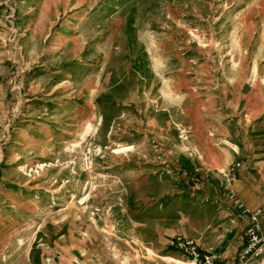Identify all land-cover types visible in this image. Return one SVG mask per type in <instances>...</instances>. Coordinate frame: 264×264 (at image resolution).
I'll use <instances>...</instances> for the list:
<instances>
[{"label": "rangeland", "instance_id": "obj_1", "mask_svg": "<svg viewBox=\"0 0 264 264\" xmlns=\"http://www.w3.org/2000/svg\"><path fill=\"white\" fill-rule=\"evenodd\" d=\"M263 108L264 0H0V264L234 248L218 164Z\"/></svg>", "mask_w": 264, "mask_h": 264}, {"label": "crops", "instance_id": "obj_2", "mask_svg": "<svg viewBox=\"0 0 264 264\" xmlns=\"http://www.w3.org/2000/svg\"><path fill=\"white\" fill-rule=\"evenodd\" d=\"M241 120L243 122H240L241 129L237 136H232L230 133L226 135V140H233V146L231 147L232 154L229 155L228 148L224 149V152H222L224 157L218 165L223 168L222 173L226 174L225 171L232 164L236 162L241 164L236 171L235 179L231 185L241 200L246 205L250 203L247 206L252 211H255L264 208V108L259 114H255L254 116L247 114ZM212 165L216 167L217 164ZM234 184H237V186L235 187ZM253 202H257L258 204H252ZM230 205L233 206L231 203ZM237 211L223 212V215L226 214L225 219L228 220V225L232 227L231 229L235 227L245 236L242 243L236 244L234 248L229 247L220 249V251L216 248L222 264H239V254L245 245L244 241L246 242L248 218L239 210ZM261 219L264 232V215ZM211 248L213 249V247ZM216 251L212 250L209 252L216 253ZM259 258H262V255ZM258 259H255L252 264L258 262Z\"/></svg>", "mask_w": 264, "mask_h": 264}, {"label": "built area", "instance_id": "obj_3", "mask_svg": "<svg viewBox=\"0 0 264 264\" xmlns=\"http://www.w3.org/2000/svg\"><path fill=\"white\" fill-rule=\"evenodd\" d=\"M241 166L236 162L230 166L225 174L227 200L233 207L242 212L248 218L246 229V242L239 254V264H252L264 254V232L262 216L264 208L252 211L239 197L231 183L235 179L236 171ZM169 247L175 248L186 256L190 264H222L220 257L212 252L203 251L198 244L190 238L178 236L169 242Z\"/></svg>", "mask_w": 264, "mask_h": 264}, {"label": "trees", "instance_id": "obj_4", "mask_svg": "<svg viewBox=\"0 0 264 264\" xmlns=\"http://www.w3.org/2000/svg\"><path fill=\"white\" fill-rule=\"evenodd\" d=\"M170 248V250H172V251H178L177 249H175V248H172V247H169Z\"/></svg>", "mask_w": 264, "mask_h": 264}]
</instances>
